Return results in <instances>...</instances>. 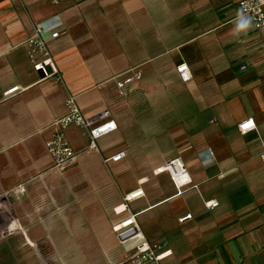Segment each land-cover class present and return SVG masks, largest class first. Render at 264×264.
Masks as SVG:
<instances>
[{"label":"crops","instance_id":"obj_1","mask_svg":"<svg viewBox=\"0 0 264 264\" xmlns=\"http://www.w3.org/2000/svg\"><path fill=\"white\" fill-rule=\"evenodd\" d=\"M239 1L0 0V218L12 223L0 264H128L141 240L120 244L112 227L130 215L170 252L162 264H264V33ZM55 15L63 27L47 46L61 82L33 72L25 45ZM69 94L92 127L116 128L89 150L69 126L76 161L54 169L46 143ZM173 159L191 179L180 195L156 173Z\"/></svg>","mask_w":264,"mask_h":264},{"label":"built area","instance_id":"obj_2","mask_svg":"<svg viewBox=\"0 0 264 264\" xmlns=\"http://www.w3.org/2000/svg\"><path fill=\"white\" fill-rule=\"evenodd\" d=\"M237 12L239 16L248 18L254 25L256 30L264 33V0H241L237 4ZM63 24L58 15L52 16L44 21L33 25L32 34L25 41L26 55L33 72L41 75L42 80L52 79L55 82H61V77L58 73L57 67L48 50V42L59 38ZM176 73L182 82H187L190 79L189 69L185 63H181L176 67ZM140 74L134 73L131 77L124 80V83L133 80H139ZM123 83H117V87L121 88ZM19 88L15 87L7 92L5 96H11L17 92ZM65 114L54 120L51 124L53 131L46 143V150L52 160L54 169H61L75 163L77 153L73 151L69 142L66 139V130L69 126H76L84 131L88 138V149L96 150V141L113 132L115 124L113 121L100 124L92 127L91 124L83 118L76 103V97L69 94L65 100ZM248 124V127L244 125ZM237 129L241 135H245L255 129L252 119L246 120L238 124ZM202 157V155H200ZM124 157L123 153H119L104 162H117ZM261 163L264 167V151L260 155ZM165 172L168 174L177 194L191 185V179L188 174L186 166L179 159H173L166 163V165L157 170L156 173ZM14 192L24 193L23 186H17ZM143 196L141 189H136L124 196V202H131ZM207 210H213L218 207V202L215 200L204 203ZM5 207L0 197V212L4 211ZM191 215H186L178 219L179 223L190 220ZM9 220L0 218V228L5 225L6 233H10L11 224L5 223ZM112 232L115 234L117 241L123 244L135 237L140 238V242L135 246L134 254L127 259L128 264H162V262L169 256L170 252L163 249V245H150L143 238L139 228L136 225L134 216H128L120 224L112 227Z\"/></svg>","mask_w":264,"mask_h":264},{"label":"rangeland","instance_id":"obj_3","mask_svg":"<svg viewBox=\"0 0 264 264\" xmlns=\"http://www.w3.org/2000/svg\"><path fill=\"white\" fill-rule=\"evenodd\" d=\"M175 249H176V251H177L178 256H177V254H176V256H177V258H178V257L181 256V253H180L181 249L179 248L178 245H177V247H176Z\"/></svg>","mask_w":264,"mask_h":264},{"label":"clouds","instance_id":"obj_4","mask_svg":"<svg viewBox=\"0 0 264 264\" xmlns=\"http://www.w3.org/2000/svg\"><path fill=\"white\" fill-rule=\"evenodd\" d=\"M241 27L243 28V27H246V25H241Z\"/></svg>","mask_w":264,"mask_h":264},{"label":"snow or ice","instance_id":"obj_5","mask_svg":"<svg viewBox=\"0 0 264 264\" xmlns=\"http://www.w3.org/2000/svg\"><path fill=\"white\" fill-rule=\"evenodd\" d=\"M248 126H249L248 124L244 125V127H248Z\"/></svg>","mask_w":264,"mask_h":264}]
</instances>
